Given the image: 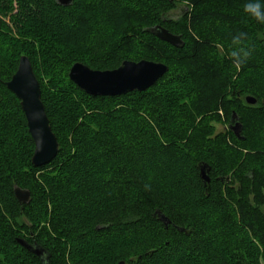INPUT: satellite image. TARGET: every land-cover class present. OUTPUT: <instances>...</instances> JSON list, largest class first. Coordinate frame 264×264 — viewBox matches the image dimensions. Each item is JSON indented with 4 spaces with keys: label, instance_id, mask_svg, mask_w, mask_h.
<instances>
[{
    "label": "trees",
    "instance_id": "16d2710c",
    "mask_svg": "<svg viewBox=\"0 0 264 264\" xmlns=\"http://www.w3.org/2000/svg\"><path fill=\"white\" fill-rule=\"evenodd\" d=\"M29 1L0 0V14L11 13L16 3L10 21L14 27L20 24L15 27L20 38H15L6 33L9 28L0 18V128L6 132L17 126L29 150V170H21L20 162L8 153L10 145L0 142V264H156V258L159 264L167 259L185 264H264V167L241 163L236 170H228L226 162L235 154L224 150L227 133L244 144L245 135L249 141L255 131L250 119L264 117V23L245 12L249 0H194L191 13L175 20L167 14L179 0H73L67 7L55 0ZM98 3L109 14L98 17L99 24L88 23V13H94L89 9ZM75 10L79 12L78 24L73 26L76 33L87 28L76 46L74 30L58 36L68 19L62 14L68 17ZM107 17L125 24L119 29L123 47L114 54L111 36L104 31ZM130 17L137 21L128 23ZM155 26L179 36L183 47L174 48L147 33ZM21 33L30 37L29 42ZM240 33L247 56L237 65L229 53L235 47L233 37ZM21 56L31 64L58 143L56 156L42 167L31 163L34 145L19 100L6 87ZM169 56H179L180 64ZM251 58L259 59L258 63L247 69ZM108 59L111 65L106 64ZM141 60L167 67L166 74L145 92L91 97L67 76L75 63L109 71L124 61ZM175 65H181V78L190 77L184 85L196 95V106L193 95L173 100L157 94V87L177 74ZM206 72L215 77H205L209 79L204 82L200 76ZM180 79L175 78L174 84H182ZM44 80L57 84L49 86ZM76 97L91 104L86 107L88 114L71 104ZM246 97L254 98L255 104L248 105ZM220 107L229 110V132L215 134L216 124L221 123L214 111ZM116 117L119 123L112 125L110 120ZM235 123L241 126L239 137L232 135ZM174 154L188 166H176L161 175L146 174L157 158L171 162ZM200 164L209 170L206 184L199 176ZM47 169L50 176L35 177ZM14 187L30 192L27 204L17 202ZM101 194L109 198L91 203L98 210L87 209L82 202ZM82 213L84 217L79 218ZM73 222L86 224L84 230L71 235ZM19 240L40 247L44 256L26 250Z\"/></svg>",
    "mask_w": 264,
    "mask_h": 264
},
{
    "label": "rangeland",
    "instance_id": "374dc122",
    "mask_svg": "<svg viewBox=\"0 0 264 264\" xmlns=\"http://www.w3.org/2000/svg\"><path fill=\"white\" fill-rule=\"evenodd\" d=\"M94 1H97V0H94ZM170 1L175 2V0H170ZM193 1L194 0H181V1L179 0L177 3L174 4V6H175L174 10H172L171 12H169L167 14V18H170V19H174L175 20V19H178V18H180L181 16H183L185 14L188 15L189 13H191V11L193 9V3H194ZM26 2L27 3H30L29 0H26ZM120 2L122 3V1H120ZM13 4H14L13 5V9H12L13 11L11 13L0 14V18L3 20V22H5V24L7 25V28H9L8 31L6 30V33L8 35L10 34V36H12V37L20 38V35L16 31V28H15V27H19L20 24H18V25H16L14 27V23L12 21H10V17L17 10V9H15V8H17L16 3H13ZM138 6L142 7V5H138ZM101 7H102V9L100 8L99 3H98V6L96 8L89 9V11H93L94 13H92V12L88 13V23H91L92 22V23H95V24L96 23L99 24L97 20H99L100 17H103V16L105 17L106 15L109 14L107 12V10L105 9V6H101ZM96 9H98V10L100 9V10L97 11ZM110 10L114 11L113 13H115L117 15V12H115L116 11V8L115 7H112ZM78 13L79 12H76V10L74 12L67 13L68 17L65 14H62V15H64L66 17V19L67 18L68 19H67V22L65 24L66 26L64 28H63V26L62 27L61 26L59 27V29H58V36H59L60 33L61 34L62 33H65L64 31H66L67 34L68 33L70 34L73 30L75 31V27H73V26H75L76 24H78V17H77V16H79ZM95 14H96V19H95V17H93ZM54 15L55 14H52V16H54ZM48 16L49 17L51 16L50 13L48 14ZM107 18L109 20H108V23L104 24L105 25L104 31L107 30L108 32H106V33H108L111 36V38L109 39V41H110V52H112L114 54V52L119 51V49H121L123 47L124 40H123L122 34H120V30H121L122 27H124L125 24L122 26L121 23H116V21H113L112 22V20L110 19V17H107ZM117 19H119V18H117ZM40 21H42V20H40ZM43 21L48 22L49 20L43 19ZM136 21H137V19H135L133 17H130V19L128 20V23H130V22H136ZM227 22H228V20L225 21V27H227V25L229 24ZM28 23L29 22H26V24H28ZM123 23H125V22L123 21ZM191 25H193V24H191ZM232 27H237V26L234 25ZM24 29H26V27ZM86 30H87V28L84 27V28H82V31L80 30L78 33H76V31H75L72 34V35H74L73 37H75V38H73V39H75L74 40L75 42H73V44L74 43H81L82 42L81 39H83V37L85 36L84 34H85ZM21 34H22V38L25 39V40H27L29 42L30 37L27 38V35H25L24 33H21ZM61 34H60V37H64L65 36V35H61ZM88 35H89V32H88ZM76 39H78V40L76 41ZM70 43L72 44V42H70ZM67 44H68V42H67ZM74 46H76V44H74ZM164 56H166V55H164ZM169 57L173 58V60H174L173 63L180 64L179 56H169ZM110 60L111 59H108V61L106 62V64L111 65V61ZM258 60L259 59H252V58L251 59H248V61L246 63V68L247 69L252 68L251 66L257 64L258 63ZM40 65H43L44 66V62L40 63ZM172 68H173V70L175 72H177V74L175 76H171V78L169 77L168 80H167V84H164V86H158L157 87V90H156L157 91V94L159 96H161V97L163 96L162 99L164 97H168V98L173 99V100H175L176 98H178V96L180 98V97H182V95L183 96L184 95H187V94L193 95L191 97V99H193L192 100V104H193V106H194V104L196 106L197 105V103H196V101H197L196 95L194 96L193 91L190 90V89H188L186 87V85H184V84H187L189 82L190 77L188 75H184L181 78V75L184 74L183 72H181L182 71L181 65L180 66L179 65H175ZM254 68H255V66H254ZM213 74L214 73L206 72L205 75L200 76V77H203L201 80H203L204 82H207V80L209 78H205V77L214 76ZM232 76H234V75H232ZM178 77H179V79L181 78L179 80V82L182 83V84H178V85L177 84H174V82H176L175 81V78H178ZM253 77H254V75H253ZM234 79L235 78H233V79L231 78V80H233V81H234ZM44 83H47L49 86H53L54 87V85L57 84V81L56 80L55 81L54 80L53 81L44 80ZM62 85L64 86L63 82L61 81L60 84H59V86L63 87ZM0 99H2L1 96H0ZM2 102H5V100L2 101ZM54 103L56 104V102H53L52 101V104H54ZM89 103H91V102H89ZM71 104H73L74 108H77L80 111V113L86 112L88 114V112L86 110V107H89V108L91 107L90 106L91 104H88V100H86V99H80L79 97H76L75 99H73L72 102H71ZM4 107H7V109L8 108L10 109V106L9 107L8 106H4ZM58 108L59 107H57V105H54V109H58ZM164 108L166 110H170L171 113H172V110L167 105H164ZM197 108H199V106ZM223 110L224 109L222 107H220V109L214 111L215 112L214 115L216 114L218 116V118L220 119V123H221V124H216V126H215V134L229 132L228 123L226 121L227 120V117H228L229 110H227V111H223ZM57 111H59V110H57ZM174 111L176 112V109H174ZM58 117L59 116H57V118ZM120 117L122 118V116H120ZM81 118L84 119L83 116H81ZM122 119H125L124 116H123ZM110 123H112V125L118 124L119 123V118L116 117V119L110 120ZM131 123H133V124L136 123L137 124L136 119L133 118L131 120ZM235 124H237V123H235ZM235 124H234V126H235ZM249 125L255 131L252 134L251 138L249 136V141H248L247 136L245 135V138L247 140H246V142L244 144L237 143L236 141H234L231 138V136L229 135V133H227V137L224 140V142H225V146H224L225 149L224 150H226V152H231V153H234L235 154L234 155L235 157H233L231 160H229L228 162H226V167H227L228 170H232V171L233 170H236L240 166L241 163L242 164L244 163V165H247L248 164V166L253 167V168H262V167H264V158H263L264 157V117H255L253 119L251 118ZM117 126L119 128V125H117ZM129 126L130 125H128V127ZM120 129L121 128H119V130ZM0 130H2V128H0ZM5 131L6 132H4L2 130V132L0 133V142L3 143V144H6L7 146L10 145V147H9L10 150H9L8 153L11 156L16 157L17 161L20 162V164H21L20 168H22L21 170H29V168L26 167V165L28 166V163L26 162V159L28 158L29 150H28V147H27V145L25 143V140H24V137H23V133L20 131V129L17 126H14L10 130L5 129ZM57 131H58V134L61 135L60 139L62 140L64 146L67 147L68 146V143L66 141V138L62 135L60 126H58ZM232 135L235 137L233 131H232ZM5 148L7 149V147H5ZM4 151H5V149H4ZM156 160L158 162H156V164L153 166V169L146 172V174L148 176H151V175H153L155 173H157V175H161V174H164V173H169L170 171H173V168H175L176 166H179L180 167L182 165L183 166L187 165V163L185 162V160L182 157H180L179 155H176V154L173 155L171 162L170 161H167V160H161L159 158H157ZM61 162H65V161H61ZM140 164H142V162H140ZM142 166H145V163H143ZM86 167L88 168V164H86ZM95 171L96 170H93L92 169V172H95ZM51 175H53V174H51ZM39 176H44V177L50 176V169H47L45 171L43 170V171L37 173V175L35 177L37 178ZM72 180L75 182L76 181V178H73ZM40 182L42 183L43 181L40 180ZM41 183H39V184H41ZM42 188H44V185H43ZM99 198H100V201L104 200V202H107L109 196L107 198L104 194H101V195L96 196V198L95 197H92V198L86 197V198H84V200L82 202L85 204V206L87 207V209H88V206H89L91 209L98 210V207L95 208L94 206H92L91 203L95 202ZM47 206H48V208L50 210L52 209V206L51 205H47ZM261 210L264 213V206L261 208ZM83 214L84 213H82L79 216V218L84 217ZM85 215L88 216V214H85ZM25 222L27 223V221H25ZM85 225L86 224H76V222H73L72 225L69 228V232H71V235H73L76 232H79V230H84L83 227ZM85 240H86L84 242L85 243V246L83 248V250L85 251L84 252L85 253V256L83 258H84V260L87 261V259H88V256H87L88 255V240L87 239H85ZM157 260H158V258H156V261L155 262H156V264H159V261H157ZM185 263L186 262H183V261L182 262H178L175 259L174 260L167 259L164 264H185Z\"/></svg>",
    "mask_w": 264,
    "mask_h": 264
},
{
    "label": "water",
    "instance_id": "95a60500",
    "mask_svg": "<svg viewBox=\"0 0 264 264\" xmlns=\"http://www.w3.org/2000/svg\"><path fill=\"white\" fill-rule=\"evenodd\" d=\"M55 1L58 5L67 7L73 0ZM146 31L174 48L183 47L179 36L170 34L160 26ZM166 72L167 67L162 63L141 60L139 62L124 61L118 68L109 71H94L83 64L75 63L70 67L67 76L70 82L88 96L113 98L132 92H145ZM6 87L19 100L27 131L34 145L31 163L34 167L45 166L56 156L58 143L51 131L41 102L39 84L28 58L25 56L19 58L16 71L6 83ZM245 102L248 105H254L256 101L252 97H246ZM231 130L236 137H239L240 124H235ZM208 171L206 165H199V176L204 184L209 181ZM13 194L20 205L27 204L30 200L28 190L14 187ZM18 243L37 257H43L45 254L44 250L36 245H29L23 240H19Z\"/></svg>",
    "mask_w": 264,
    "mask_h": 264
},
{
    "label": "clouds",
    "instance_id": "9594fccd",
    "mask_svg": "<svg viewBox=\"0 0 264 264\" xmlns=\"http://www.w3.org/2000/svg\"><path fill=\"white\" fill-rule=\"evenodd\" d=\"M245 12L250 18L254 19L258 23H264V0H249L244 5ZM244 38V34L240 33L233 37L232 45H234V50H232L229 55L235 64H240L247 56V52L241 46V40Z\"/></svg>",
    "mask_w": 264,
    "mask_h": 264
}]
</instances>
